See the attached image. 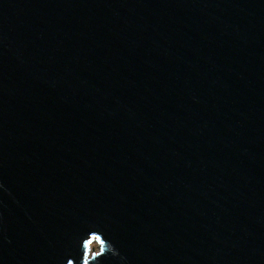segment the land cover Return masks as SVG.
<instances>
[{"label":"water","instance_id":"water-1","mask_svg":"<svg viewBox=\"0 0 264 264\" xmlns=\"http://www.w3.org/2000/svg\"><path fill=\"white\" fill-rule=\"evenodd\" d=\"M0 264H264V0H0Z\"/></svg>","mask_w":264,"mask_h":264},{"label":"bare ground","instance_id":"bare-ground-1","mask_svg":"<svg viewBox=\"0 0 264 264\" xmlns=\"http://www.w3.org/2000/svg\"><path fill=\"white\" fill-rule=\"evenodd\" d=\"M94 247H96V244L95 243H92L90 249L93 250Z\"/></svg>","mask_w":264,"mask_h":264},{"label":"rangeland","instance_id":"rangeland-1","mask_svg":"<svg viewBox=\"0 0 264 264\" xmlns=\"http://www.w3.org/2000/svg\"><path fill=\"white\" fill-rule=\"evenodd\" d=\"M94 248H96V249H97V248H98V244H96V247H94Z\"/></svg>","mask_w":264,"mask_h":264}]
</instances>
